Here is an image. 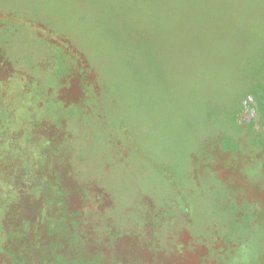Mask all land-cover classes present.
<instances>
[{"label": "rangeland", "instance_id": "obj_1", "mask_svg": "<svg viewBox=\"0 0 264 264\" xmlns=\"http://www.w3.org/2000/svg\"><path fill=\"white\" fill-rule=\"evenodd\" d=\"M261 2L0 0V264H264Z\"/></svg>", "mask_w": 264, "mask_h": 264}, {"label": "trees", "instance_id": "obj_2", "mask_svg": "<svg viewBox=\"0 0 264 264\" xmlns=\"http://www.w3.org/2000/svg\"><path fill=\"white\" fill-rule=\"evenodd\" d=\"M261 7H262V2H261V0H254V5H253V7H252V10H254L255 12H257V13H259V14H262L261 13V11H260V9H261ZM243 26H244V32L246 33V23L245 22H243ZM246 35H247V33H246ZM249 35V34H248ZM247 35V36H248ZM261 94H259V93H254V94H252V95H249V96H245V97H242V98H245L246 100H248L249 102H251V104L253 103V104H255V105H257V109H258V111H259V113H261V114H264V110L262 109V107H264V97H262L261 99H260V96ZM241 98V97H240ZM36 160H37V162H38V165H39V171L40 172H42V165L44 166L45 165V158H44V155H43V148H42V146L41 145H36ZM15 151H13V148H11V147H5V145L4 146H1L0 145V155H6V157H2L3 159L0 161V166H1V168L2 169H7L8 168V165H7V163H6V160L7 159H10L11 157H12V155H13V153H14ZM20 163V165H18V164ZM21 161H19V162H16V167H19V168H23V167H21ZM220 191V190H219ZM3 199V201L5 202V204L6 205H10V206H14V207H21L20 206V204H22L21 203V199L20 198H14V197H11V196H8V197H6V198H2ZM240 206V204H236V205H232L231 204V211H232V216H233V212H235V217L234 218H236V217H241V218H237L239 221H241V220H243L242 219V215L239 213V207ZM215 207L216 208H218V205L215 203ZM235 207H236V209H235ZM230 215H231V212H230ZM23 233H25L26 231H22ZM3 237V236H2ZM2 237H0V240L2 239ZM3 252H5L4 251V249H3V247H0V254L1 253H3ZM6 253V252H5ZM6 255V254H5Z\"/></svg>", "mask_w": 264, "mask_h": 264}]
</instances>
